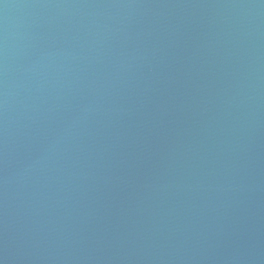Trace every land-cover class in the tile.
I'll use <instances>...</instances> for the list:
<instances>
[{
  "label": "water",
  "instance_id": "water-1",
  "mask_svg": "<svg viewBox=\"0 0 264 264\" xmlns=\"http://www.w3.org/2000/svg\"><path fill=\"white\" fill-rule=\"evenodd\" d=\"M0 264H264V0H0Z\"/></svg>",
  "mask_w": 264,
  "mask_h": 264
}]
</instances>
